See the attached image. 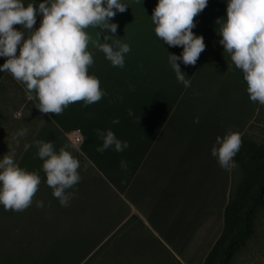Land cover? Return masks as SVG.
I'll list each match as a JSON object with an SVG mask.
<instances>
[{
    "label": "crops",
    "instance_id": "obj_1",
    "mask_svg": "<svg viewBox=\"0 0 264 264\" xmlns=\"http://www.w3.org/2000/svg\"><path fill=\"white\" fill-rule=\"evenodd\" d=\"M120 2L129 8L110 22L118 24L114 38L131 48L124 68L113 67L92 43L101 30L85 29L94 59L88 74L108 93L99 102L70 104L59 116L42 113L35 92L30 98L26 86L5 72L0 159L14 151L18 166L37 172L42 182L23 212L5 211L0 204V264H85L135 233L160 243L174 264H203L221 235L231 170L219 166L211 149L228 130L242 135L259 108L219 43L215 21L226 20L228 0H208L194 18L193 32L203 36L206 49L195 66L178 61L191 79L189 88L177 81L168 61V53L179 56L183 48L169 47L155 34L151 17L158 0ZM105 33L113 35L104 30L101 42ZM115 119L119 123L113 124ZM22 128L27 135L16 137ZM96 129L113 131L129 147L97 152L103 141ZM77 130L79 142L73 140ZM37 140L53 142L57 152L66 146L80 163L82 180L69 190L75 195L67 207L46 184ZM37 201L44 206L36 207ZM132 216L139 223L130 221L119 232Z\"/></svg>",
    "mask_w": 264,
    "mask_h": 264
},
{
    "label": "clouds",
    "instance_id": "obj_2",
    "mask_svg": "<svg viewBox=\"0 0 264 264\" xmlns=\"http://www.w3.org/2000/svg\"><path fill=\"white\" fill-rule=\"evenodd\" d=\"M207 4L208 0H158L152 13L151 21L159 40L169 47L183 48L179 56L168 53V61L177 81L185 88L191 87V79L181 71L178 61L195 66L205 51L203 36L195 35L193 29L194 18ZM128 8L120 0H44L38 7L34 3L25 7L23 0H0V57L7 58L0 72H8L22 82L30 98L35 92L39 101L35 106L42 113L59 116L70 104L81 101L85 107L95 104L108 93L97 77L88 74L94 59L88 51L92 38L85 29L99 28L101 31H96L97 39L92 43L113 67L124 68L131 48L122 39L114 38L118 24L110 21ZM226 12V20L215 21L222 37L219 43L243 73L249 99L264 106V0H228ZM39 15L43 17L40 27L33 30ZM14 25H22L24 30H16ZM25 30L29 33L27 37ZM104 30L113 35L105 33L101 42ZM132 114L129 109V115ZM95 131L103 141L96 149L99 153L109 148L123 152L129 147L127 141L118 139L111 130ZM27 132V128H22L16 137H24ZM35 144L37 156L43 161L47 186L62 207L69 206L75 195L69 190L82 180L78 159L66 146L57 152L51 141L37 140ZM241 146L240 133L228 130L223 138L216 137L211 155L222 169L231 170L237 167L234 158ZM120 166L127 171V161L122 160ZM41 182L37 172L18 166L14 151L0 159V204L5 211L19 213L29 208ZM43 206L42 201L36 202V207Z\"/></svg>",
    "mask_w": 264,
    "mask_h": 264
},
{
    "label": "rangeland",
    "instance_id": "obj_3",
    "mask_svg": "<svg viewBox=\"0 0 264 264\" xmlns=\"http://www.w3.org/2000/svg\"><path fill=\"white\" fill-rule=\"evenodd\" d=\"M44 0H23L24 6L28 3H34L37 7ZM39 16H37L38 18ZM36 18V20H37ZM16 30L23 31L22 25H14ZM25 30V36L27 34ZM6 57H0V66H2ZM8 81L5 77V72H0V94H4L7 90ZM247 132V133H246ZM246 133L248 145L244 151L245 154L250 155L251 159H258L257 153L264 145V106L259 104L257 115L252 123L249 124ZM243 133V134H244ZM236 176L239 180L244 181V172L237 168ZM259 208L256 209L259 217L256 220L257 226H264V210L260 208V203H256ZM244 214L240 218L244 225ZM260 221V222H259ZM137 232V231H136ZM140 233V232H139ZM235 240L232 244L225 247L218 256L214 257L210 264H262L264 261V228L259 233L248 234L240 231L238 233L232 232ZM88 264H174L168 252L150 236H141L134 234L128 237L123 242L118 241L113 244V247L100 252Z\"/></svg>",
    "mask_w": 264,
    "mask_h": 264
},
{
    "label": "trees",
    "instance_id": "obj_4",
    "mask_svg": "<svg viewBox=\"0 0 264 264\" xmlns=\"http://www.w3.org/2000/svg\"><path fill=\"white\" fill-rule=\"evenodd\" d=\"M246 133L241 135L242 146L234 158L237 167L231 169V186L229 199L224 211L223 229L203 264H210V261L214 257L218 256L225 247L232 244V240L236 239L232 235V232L238 233L240 231V234L242 232L253 234L259 233L260 228L261 230L264 228L261 225L257 226L256 220H258L259 215H256V209L258 210L259 207L255 205L256 203H260V208L264 210V145H262L260 151L257 153L259 160H252L250 155L244 153L249 142ZM237 168L242 169L244 172L243 182L236 176ZM243 214L245 215V225L240 220ZM134 220L139 223L137 217L132 216L119 232L124 230L130 221ZM97 254L95 253L85 264H88ZM262 264H264V261Z\"/></svg>",
    "mask_w": 264,
    "mask_h": 264
},
{
    "label": "built area",
    "instance_id": "obj_5",
    "mask_svg": "<svg viewBox=\"0 0 264 264\" xmlns=\"http://www.w3.org/2000/svg\"><path fill=\"white\" fill-rule=\"evenodd\" d=\"M73 140L75 142H79L81 140L79 133H78V130L73 133Z\"/></svg>",
    "mask_w": 264,
    "mask_h": 264
}]
</instances>
